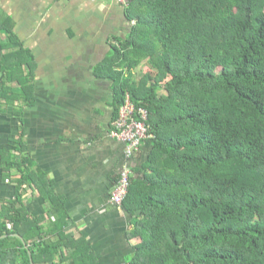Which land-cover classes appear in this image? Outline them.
<instances>
[{
	"label": "trees",
	"instance_id": "trees-1",
	"mask_svg": "<svg viewBox=\"0 0 264 264\" xmlns=\"http://www.w3.org/2000/svg\"><path fill=\"white\" fill-rule=\"evenodd\" d=\"M123 9L128 32L108 39L94 71L112 82L111 123L127 96L149 115L129 191L121 205L111 200L138 240L128 264H264V0H128ZM37 68L0 9V115L34 106ZM15 146L20 161L11 144L0 150L1 183L14 190L0 210V264H99L87 241L57 231L63 203ZM30 188L58 216L49 239L23 205Z\"/></svg>",
	"mask_w": 264,
	"mask_h": 264
},
{
	"label": "crops",
	"instance_id": "crops-1",
	"mask_svg": "<svg viewBox=\"0 0 264 264\" xmlns=\"http://www.w3.org/2000/svg\"><path fill=\"white\" fill-rule=\"evenodd\" d=\"M0 9L13 17L38 65L34 106L18 113V105L0 115V150L11 144L20 161L15 143L21 140L30 171L62 201L63 218L58 221L48 195L32 188L23 205L31 219L40 220L46 239L58 221L57 231L90 244L87 257L97 256L99 264H128L138 240L127 237L129 214L111 202L126 162L125 146L111 137L112 82L94 71L112 50L108 39L128 32L123 7L112 0H0ZM13 197L0 171V210Z\"/></svg>",
	"mask_w": 264,
	"mask_h": 264
},
{
	"label": "built area",
	"instance_id": "built-area-1",
	"mask_svg": "<svg viewBox=\"0 0 264 264\" xmlns=\"http://www.w3.org/2000/svg\"><path fill=\"white\" fill-rule=\"evenodd\" d=\"M112 2L124 8L128 6V0H112ZM148 117V112L137 109L131 98L127 96L119 112L118 119L111 123V137L125 145L124 156L126 159L119 181L112 193L111 200L116 205L122 204L133 178L129 161L133 159L135 152H139L141 142L150 137L149 127L147 126Z\"/></svg>",
	"mask_w": 264,
	"mask_h": 264
},
{
	"label": "rangeland",
	"instance_id": "rangeland-1",
	"mask_svg": "<svg viewBox=\"0 0 264 264\" xmlns=\"http://www.w3.org/2000/svg\"><path fill=\"white\" fill-rule=\"evenodd\" d=\"M148 69H150V65L147 64L146 65H143L142 68H140L138 71H137V77L138 78H141V73H144L145 71H148ZM120 176V175H119Z\"/></svg>",
	"mask_w": 264,
	"mask_h": 264
}]
</instances>
